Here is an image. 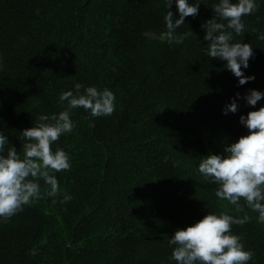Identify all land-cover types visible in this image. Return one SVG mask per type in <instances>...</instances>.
Masks as SVG:
<instances>
[{
	"label": "trees",
	"instance_id": "trees-1",
	"mask_svg": "<svg viewBox=\"0 0 264 264\" xmlns=\"http://www.w3.org/2000/svg\"><path fill=\"white\" fill-rule=\"evenodd\" d=\"M198 2L176 29L187 33L183 42L169 44L161 38L167 0H0V129L17 151L20 131L61 111L59 94L76 82L116 96L111 115L72 110L74 130L54 145L72 166L53 173L55 198L0 219V264H176L168 237L208 211L247 213L231 231L254 253L247 264H264L258 214L243 199L236 211L197 171L201 156L247 134L242 113L264 105L240 99L237 112H222L237 92L264 90V0L234 35L253 46L245 74L255 79L244 85L207 55L202 24L217 0ZM65 192L72 199L61 203Z\"/></svg>",
	"mask_w": 264,
	"mask_h": 264
},
{
	"label": "clouds",
	"instance_id": "clouds-1",
	"mask_svg": "<svg viewBox=\"0 0 264 264\" xmlns=\"http://www.w3.org/2000/svg\"><path fill=\"white\" fill-rule=\"evenodd\" d=\"M173 4L178 15L172 11ZM200 4L198 0H167L166 31L161 38L169 44L182 43L187 33L177 34L176 29L185 23L186 17L198 14ZM211 7L214 15L202 24L207 55L225 61L224 66L238 78L239 85L254 80L255 74H245L254 57L253 46L236 40L234 35L244 33L243 17L258 9V0H217ZM258 38L264 39V33ZM240 99L255 106L264 99V90L250 88L243 95L237 92L223 107V114L237 112ZM58 102L63 105L61 111L51 115L40 113L35 124L20 131L25 138L22 154L0 129V219L12 217L35 198L42 195L55 198L59 193V181L53 173L72 165L70 154L54 145L62 134L74 130L73 109L82 107L96 117L111 115L116 108V96L111 89L80 82L73 89L62 91ZM239 121L248 129L247 134L226 144L222 152L201 156L197 171L204 180L218 185V198L234 205L236 211H243L244 205L240 203L243 199L264 223V105L242 113ZM40 178L48 186L43 192ZM71 199L72 195L65 192L60 202ZM249 219L247 213L240 217L208 211L168 237V245L172 247L170 259L176 264H247L254 253L231 228Z\"/></svg>",
	"mask_w": 264,
	"mask_h": 264
}]
</instances>
